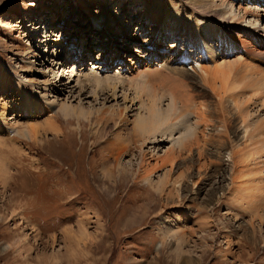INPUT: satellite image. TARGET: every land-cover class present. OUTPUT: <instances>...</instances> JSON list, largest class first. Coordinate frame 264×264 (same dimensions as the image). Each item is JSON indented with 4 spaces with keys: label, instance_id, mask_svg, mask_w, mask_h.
I'll return each instance as SVG.
<instances>
[{
    "label": "rangeland",
    "instance_id": "obj_1",
    "mask_svg": "<svg viewBox=\"0 0 264 264\" xmlns=\"http://www.w3.org/2000/svg\"><path fill=\"white\" fill-rule=\"evenodd\" d=\"M179 6L176 0H0V264H264V98L245 80L246 67L213 91L200 77V58L169 63L170 44L193 48L184 32L192 16L177 37L158 21L163 10ZM232 32L240 47L226 56L264 60V46L252 34ZM95 74L121 77L128 94L144 88L139 98L146 103L157 93L176 95L173 120L181 116L187 126L181 130L195 128L197 139L172 153L169 178L180 186L161 184L171 165L159 157L172 146L167 139L157 155L145 147L139 167L136 110L127 123L99 126L96 113L92 120L65 117L39 87L62 81L69 87L60 100L104 110L114 102L105 98L106 84L94 98Z\"/></svg>",
    "mask_w": 264,
    "mask_h": 264
},
{
    "label": "bare ground",
    "instance_id": "obj_2",
    "mask_svg": "<svg viewBox=\"0 0 264 264\" xmlns=\"http://www.w3.org/2000/svg\"><path fill=\"white\" fill-rule=\"evenodd\" d=\"M176 1H178L180 4L178 9L174 10L173 8H171L168 10L166 9L163 10L166 11L167 13L163 14V16L159 14L158 17L159 24L165 27L166 31H169V33H171L172 36H176V35L178 36V34L181 31H183V28L181 27V23L185 22V20L188 19L189 16H192L193 21L190 24V30H184V32L189 37V40L187 39L185 41H188V43H190L189 48L192 47L191 44H193V48L191 49L182 48L178 50L175 44L173 45L170 44L168 54L165 55L166 58L169 57L168 60L169 63L178 64L179 57L182 55L184 56L183 58H186L191 61L192 60L196 61L197 58L198 59L200 58L199 60L203 61L202 64L200 63L203 70V73H201L202 75H200V77L204 81H206L207 84H209L210 88L213 91H215V83L217 81L223 82V81H231V78L237 79L241 76L243 72L238 73L236 72V70H240L241 68L246 67L247 73L244 72L245 80L253 84L252 86L254 88V92L256 93V98L263 100L264 69L259 68V66L261 63L264 62V60L259 59L257 63L253 59L255 63L252 61V63L249 62L250 63L249 64L245 60L244 62L242 61L244 59L243 55L239 56V58L237 59H233L231 58V56H226L223 51H229V55H232L234 51L238 49L237 46L240 47L239 44L235 42V38L233 37V35L235 34L232 35L233 33L232 31L235 30H238L239 32L242 33L252 34L254 36V39L256 40V41L254 40L256 42L255 44L261 47L264 46V13L262 12L264 11V9L262 10L261 8L264 7V0H176ZM137 2L141 3V0H137ZM177 11L180 12L178 17L175 16ZM257 40L261 41L262 43L257 44ZM245 47L242 46V48ZM244 51L242 53H245ZM159 56H161V54H159ZM218 57H221V59L224 60H222L220 63L219 61L214 63L215 64L214 67L212 65L209 66L203 65V64H207L208 62H212L214 58H218ZM155 59L156 58L154 56L153 60ZM150 60L152 59L150 58ZM181 61L182 59L180 60V62ZM91 76H92V80H94L95 83L93 86L94 90L92 89L93 95L95 96L94 98L97 99L101 94L100 92L105 93L104 88L106 87L108 89V92L105 98L108 100L110 99L111 101L114 102L112 106L110 105L108 106V108L106 107V109L104 110H101L102 108L101 109L98 108L95 110L94 108H90V107L89 109L85 108L83 104L80 102L77 105H74L69 100H64V99L60 100L59 96L62 95L63 93L62 87L64 88L69 87L68 86L69 84L67 85V83H63L62 81H60L62 85L61 87L56 86L55 88H53L54 84L51 83L49 79L44 80L45 81L44 84L43 85L39 84L40 85L39 87L42 88L44 92L43 95L46 98L47 103L53 107H57L65 117L74 116L75 118H77L78 121L80 119L92 120L93 115L96 113L97 115L96 124L99 126L100 125L104 126L109 120L116 121L122 124L127 123V121L130 118L129 117L130 112L136 110V113L134 112L135 115L133 114L134 115L133 129L135 131L134 135L136 137L134 139L135 140L134 143L140 144L139 150L143 154L142 159H140L139 162V167H141L143 159H145V152H144L145 147H147L149 153H152L153 155H157L158 153L157 149L161 148L162 146L161 141L167 139V141H169L172 144V146L168 149V151L164 153V155L159 157H161L160 159H162L163 166L165 165L166 167V165L168 164L167 162H170L171 165H170V169L166 170L162 175L161 184H163L164 180L166 179L168 180L169 183L173 184L174 186H180V183L178 181L173 183L169 178L170 172L173 168L172 165L174 163L173 161L172 162L170 161V159H173L172 153L175 150L181 151L187 149L188 145L191 144L193 140L196 142L197 139L195 138L196 137L195 128L190 127V128H186L185 131L181 130L182 128L187 127L184 124L186 123L184 122V119L183 118L179 119L181 116L176 118L175 121L173 120V118H175L173 116H175L177 111L180 110L179 108L180 102L176 97V95L170 92L168 96L167 95L160 96L158 95L159 93H157V95L150 97L151 99L149 103H146L144 100H140L141 98H139L140 96H142L140 95V93L142 92V90H144V88L141 89L139 87L138 92L135 93L134 91L132 93V94L135 93L132 97V94H128V91L124 89L122 90L120 89L121 84L124 83L121 77H116L114 79L113 78L102 79V77H100L99 74H95ZM69 81H71V77ZM78 82L79 84L81 83L80 81ZM103 84L104 85L106 84L107 86L103 87ZM106 88L105 90H107ZM122 88L124 87L122 86ZM55 91H57V93ZM120 91H122L121 94ZM121 99L123 104H120ZM165 99H167V103L164 106L163 101ZM138 103L139 106L136 108L135 106ZM258 103L259 102H256L255 105H258ZM28 106H30V104H28L27 107ZM259 110L260 109H258L256 113ZM26 112H28V109H26ZM199 124L200 123H198V125ZM77 127L80 128V124H78ZM116 135L118 136L119 134L116 133ZM29 136L31 140L35 139L31 135ZM117 142L118 140L116 141V143ZM190 149L191 146L188 148V150ZM247 159H251V158L247 157ZM239 162L242 163L247 161L245 159V160H239ZM234 164H236V162ZM118 165H119L118 166L119 170L123 171L125 169L122 166H120L121 162H118ZM242 171L243 170H241V172ZM110 174L111 171L108 170L105 176L109 177ZM88 178L90 180L91 179L95 180L96 178L91 168L89 170ZM25 210L28 211L27 208L24 209V211ZM35 211H38V209H36ZM183 243H184L183 239H179L177 244V246L179 247L178 252L184 251V248L182 247Z\"/></svg>",
    "mask_w": 264,
    "mask_h": 264
}]
</instances>
